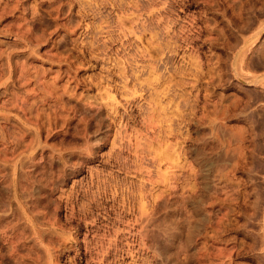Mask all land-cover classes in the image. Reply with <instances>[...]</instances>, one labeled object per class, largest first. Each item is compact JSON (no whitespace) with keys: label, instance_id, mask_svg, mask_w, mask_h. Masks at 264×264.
Instances as JSON below:
<instances>
[{"label":"rangeland","instance_id":"374dc122","mask_svg":"<svg viewBox=\"0 0 264 264\" xmlns=\"http://www.w3.org/2000/svg\"><path fill=\"white\" fill-rule=\"evenodd\" d=\"M0 264H264V0H0Z\"/></svg>","mask_w":264,"mask_h":264}]
</instances>
